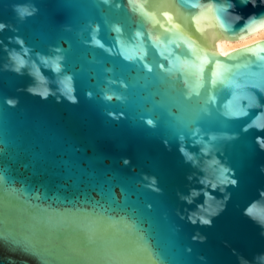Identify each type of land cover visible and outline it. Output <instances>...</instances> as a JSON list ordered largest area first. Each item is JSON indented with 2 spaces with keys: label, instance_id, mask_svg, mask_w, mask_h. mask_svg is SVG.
Listing matches in <instances>:
<instances>
[{
  "label": "water",
  "instance_id": "water-1",
  "mask_svg": "<svg viewBox=\"0 0 264 264\" xmlns=\"http://www.w3.org/2000/svg\"><path fill=\"white\" fill-rule=\"evenodd\" d=\"M19 2L0 0V20L15 24L12 5ZM31 2L39 7L38 14L20 23L18 33L0 32V39L19 47L7 37L20 35L41 52L50 44L64 47L67 70L76 75L78 102L41 100L17 91L29 78L0 71V233L27 235L40 264H202L197 255L210 254L211 236L208 245L191 241L193 226L176 214L183 207L176 190H187L189 166L176 151L173 129L180 130L188 117L172 102L169 81L158 67L153 73L142 71L127 91L128 103L106 101L98 88L105 75L101 68L112 64L126 79L131 69L75 35L87 19L100 20L101 11L129 32L135 24L123 9L101 6L98 11V0ZM62 24L73 25V31H64ZM101 28L108 43L112 34L103 23ZM83 38H89L86 31ZM93 57L103 58L104 65L93 63ZM5 58L0 46V65ZM148 59L154 66L161 62L153 49ZM89 90L92 98L86 96ZM7 98L19 102L11 106ZM121 112L126 118L109 115ZM141 117H151L157 126L150 127ZM248 119L214 116L205 118V126L239 131ZM254 134L242 133L237 144ZM164 137L172 143L171 152L161 143ZM230 156L238 165L237 153ZM145 175L155 176L161 191L147 187ZM245 179L246 174L241 190ZM238 242L249 251L256 245L251 235ZM187 245L191 254L184 251Z\"/></svg>",
  "mask_w": 264,
  "mask_h": 264
},
{
  "label": "clouds",
  "instance_id": "clouds-1",
  "mask_svg": "<svg viewBox=\"0 0 264 264\" xmlns=\"http://www.w3.org/2000/svg\"><path fill=\"white\" fill-rule=\"evenodd\" d=\"M101 6L125 10L135 27L129 32L118 20L107 19ZM94 7L101 11V19H87L75 29L76 37L131 69L126 79L117 75L114 65L103 66V58L93 57L105 74L98 85L102 99L128 103L127 91L141 79V72L153 73L158 67L169 81L172 102L187 114L180 130L173 129L176 151L189 166L184 176L187 190H176L183 205L176 214L193 226L191 241L208 245L211 236L210 254L199 253L197 259L202 264H264V0H98ZM12 9L15 24L0 20V32L18 33V25L40 10L31 0L13 4ZM101 23L112 34L108 43L101 38ZM61 28L73 31L71 24ZM85 31L88 39L83 38ZM7 39L19 47L0 39L6 53L0 71L29 78L17 91L41 100L78 102L76 75L67 70L64 47L50 44L41 52L20 35ZM150 49L160 58L156 66L149 62ZM86 96L92 98L93 92ZM18 102L6 99L11 106ZM109 115L126 118L123 112ZM214 116L226 121L251 119L239 131L206 127L205 118ZM141 118L150 127L157 126L151 117ZM252 130L251 140L238 145L242 133ZM161 143L172 151L169 138ZM233 152L239 156L238 165L231 161ZM144 179L147 187L161 191L155 176ZM249 235L256 242L251 251L238 242ZM184 251L191 254L193 249L187 245ZM0 264H40V259L23 232L0 233Z\"/></svg>",
  "mask_w": 264,
  "mask_h": 264
}]
</instances>
